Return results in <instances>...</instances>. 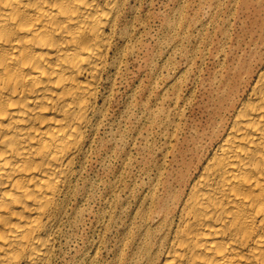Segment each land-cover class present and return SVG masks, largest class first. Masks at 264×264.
Masks as SVG:
<instances>
[{"label": "bare ground", "instance_id": "bare-ground-1", "mask_svg": "<svg viewBox=\"0 0 264 264\" xmlns=\"http://www.w3.org/2000/svg\"><path fill=\"white\" fill-rule=\"evenodd\" d=\"M126 4L0 0V264H53L80 220ZM242 4L245 39L216 58L200 119L174 123L168 168L130 191L112 264H264V0Z\"/></svg>", "mask_w": 264, "mask_h": 264}, {"label": "rangeland", "instance_id": "rangeland-1", "mask_svg": "<svg viewBox=\"0 0 264 264\" xmlns=\"http://www.w3.org/2000/svg\"><path fill=\"white\" fill-rule=\"evenodd\" d=\"M242 5V0H127L132 36L107 89L102 144L84 165L92 186L79 202L80 220L58 237L53 264L113 263L120 222L135 207L130 191L146 192L161 167L168 168L174 123L200 119L216 58L230 50L231 55L236 39H245L250 23ZM182 107L183 119L177 114ZM152 113L159 120L151 121ZM74 204L72 197L70 207Z\"/></svg>", "mask_w": 264, "mask_h": 264}]
</instances>
